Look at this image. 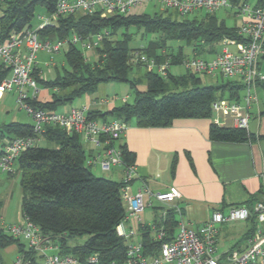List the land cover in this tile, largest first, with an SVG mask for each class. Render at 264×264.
<instances>
[{
	"label": "trees",
	"instance_id": "obj_1",
	"mask_svg": "<svg viewBox=\"0 0 264 264\" xmlns=\"http://www.w3.org/2000/svg\"><path fill=\"white\" fill-rule=\"evenodd\" d=\"M58 0H3L0 3V41L7 40L14 32L33 28L37 8L46 14L56 10ZM232 5L252 3L264 6V0H230ZM136 26L156 37L141 48H130L132 34L124 32L116 38L121 28ZM102 34L100 45L95 48L98 59L90 62L78 45L68 44L64 50L67 67L53 79H44L39 69L33 75L39 86L53 90L50 100L29 98L37 108L58 111V108L74 100L94 93L101 83L116 81L130 84L134 99L111 110H90V118L108 120V116L128 122L134 120L139 127H166L180 118H210L211 103L215 99L239 102L244 94V85L237 80L227 79L216 85H204L201 75L187 71L175 75L171 65L182 64L188 54L184 49L193 47V52L204 57L207 53H219L224 38L244 41L238 33V25H228L216 12L205 11L202 16H180L175 11L164 9L155 13L77 12L60 15L52 24L39 30L41 40L64 39L77 34L82 38ZM171 40L181 41L177 47ZM136 53L154 57L158 64L168 61L166 75L156 69L145 68L146 90L138 89V78H131L135 67H144L136 61ZM214 54V55H215ZM264 56L259 61L262 69ZM9 70L0 71V82ZM162 94V95H161ZM161 95V97H159ZM34 135L33 124L12 121L0 127V144L6 138ZM58 144L57 148L36 145L22 152L17 160L22 189L21 211L37 224L43 234L58 243L61 253L77 256L83 264L86 257L99 254L95 264L123 262L127 257V245L119 234L118 227L126 216V206L121 197L122 181L97 176L87 165V153L77 133H69L61 127H47L42 135ZM209 138L216 141L245 142L255 136L244 128L219 125L209 127ZM123 159L134 164V153L126 144L119 145ZM176 165V157L172 167ZM13 174H9L11 176ZM264 198V189L242 204L250 208ZM1 207V204H0ZM255 215L246 222L251 227L245 234V241L256 229ZM179 220L173 209H168L164 219L156 223L167 232L163 240H155L149 227L142 233V243L149 253L158 252L162 242L173 239ZM249 224V223H248ZM85 237L84 241L78 238ZM16 245L19 254H24L30 264H39L36 251L27 243L0 228V253ZM246 246V245H245ZM236 243L232 250L245 248ZM1 259V256H0Z\"/></svg>",
	"mask_w": 264,
	"mask_h": 264
},
{
	"label": "built area",
	"instance_id": "obj_2",
	"mask_svg": "<svg viewBox=\"0 0 264 264\" xmlns=\"http://www.w3.org/2000/svg\"><path fill=\"white\" fill-rule=\"evenodd\" d=\"M151 1L157 2L161 9L173 10L180 16H188L200 10L216 12L222 7L241 9L237 13H242L244 18L238 25V33L245 37L244 41L224 38L219 53L209 58L195 53L188 54L182 64L194 74L221 75L243 84L245 89L241 101L215 99L211 103L212 119L219 125L249 130L252 106L259 103L258 87L264 81V74L259 69V61L264 56V6L252 3L234 6L230 0H58L55 12L39 16L40 21L35 27L14 32L7 40L0 41V58L9 70L0 82V98L6 91H17V102L32 116L34 131V135L6 138L1 142L0 170L3 173L16 172L18 157L38 145L47 127H61L69 133L79 134L94 146L97 152L87 156V165H97L103 171H110L113 167L123 169L121 197L126 206L125 219L134 217L141 220L148 204L147 195L165 204L175 202L181 196L176 187L154 192L146 183L138 191H132V183L137 175L136 166L124 161L122 151L116 144L124 135L127 127L125 122L117 118L101 121L90 118L87 105L76 106L68 111H52L34 107L28 101L29 98H38L40 92L33 75L39 63V51H45L51 56L68 44L78 43L85 49H95L103 36L99 33L82 38L73 34L64 39L41 40L39 30L52 24L60 15L77 12H101L102 15L125 13ZM136 59L149 70L156 69L161 75L167 73L168 61L158 64L154 57L140 53H136ZM261 179L264 189V173ZM254 215L258 226L247 240L245 248L232 250L229 252V260H222V253H218L219 225L233 220L246 221ZM0 228L7 234L23 239L30 249L37 252L41 259H38L39 264H83L77 256L61 253L60 245L43 234L29 217L23 216L20 223H8L0 213ZM152 229L155 231V240H163L167 235L163 226L153 225ZM119 234L127 245V257L123 262L112 264H264V198L255 202L253 208L234 205L227 212L215 211L198 228L180 220L173 239L162 242L155 253L146 251L142 240L137 238L138 229L129 228ZM98 261L99 254L93 253L86 257L85 263L95 264ZM0 264H4L1 259ZM15 264H30V261L25 259L24 254H19Z\"/></svg>",
	"mask_w": 264,
	"mask_h": 264
},
{
	"label": "crops",
	"instance_id": "obj_3",
	"mask_svg": "<svg viewBox=\"0 0 264 264\" xmlns=\"http://www.w3.org/2000/svg\"><path fill=\"white\" fill-rule=\"evenodd\" d=\"M187 47H189L187 52L184 49L186 54L194 53L193 47ZM214 54L207 53L208 57L206 58L212 57ZM46 58L45 55L41 56V60L47 67L55 68L56 77L59 69L55 61L51 57L50 59ZM49 60L53 64H49ZM262 65L261 72L264 74V63ZM5 69L3 60L0 58V71ZM36 69H39V74L44 79H49L39 63ZM42 90L45 92V97L41 99L38 96V99L50 100L53 90L50 88ZM258 95L259 103L252 106V118L248 130L255 136L252 141L211 140L209 127L213 122L212 116L199 119L180 118L166 127H139L133 119L128 122L121 120L126 123L127 127L124 135L116 141V144L118 146L126 144L129 150L134 153L137 175L132 183V191H138L146 183L154 192L176 187L181 196L175 202L165 204L155 200L152 195H147L146 202L148 204L141 215V220L134 217L124 219L118 227V232L135 228L138 229L137 238L141 239L143 231L149 227L154 236L155 231L152 226H156V223L164 219L168 209L175 211L179 221L184 220L192 227L198 228L215 211L226 212L231 206L242 205L252 195L257 194L263 188L261 174L264 173V81L259 84ZM4 97L5 93L1 99ZM103 99L106 101H102ZM5 100L2 103H5ZM125 102H129L127 97L123 98V103L114 105V101L110 102L107 98L97 97L91 93L59 107L58 111H68L76 106L87 105L90 110L106 112ZM110 119L112 116L109 115L108 120ZM1 120L0 122H3V119ZM7 120L10 121L7 122ZM18 120L20 119L12 116L10 119L4 120V123H0V127ZM98 120L103 119L98 118ZM22 122L33 124V119L32 122ZM81 142L87 155L96 152L90 142L84 138H81ZM174 157H176V165L173 168ZM113 172L119 177L116 181H121L123 169L114 167ZM2 174L3 172L0 170V176ZM0 204V213L5 216L6 205L1 200ZM9 247L2 251H6ZM0 256L3 263L6 264L1 253ZM18 256L19 253L12 264H15Z\"/></svg>",
	"mask_w": 264,
	"mask_h": 264
},
{
	"label": "rangeland",
	"instance_id": "obj_4",
	"mask_svg": "<svg viewBox=\"0 0 264 264\" xmlns=\"http://www.w3.org/2000/svg\"><path fill=\"white\" fill-rule=\"evenodd\" d=\"M163 11L159 4L155 1L146 2L142 5H138L133 7L130 12L131 13H155ZM173 11V10H170ZM241 9L238 7H222L219 10L216 11L219 18L224 19L228 25H240L241 20H243L244 15L240 12ZM205 13V10H200L197 12H194L192 14H189L187 17L193 18L194 16H202ZM39 16H47L46 12L43 8L38 7L36 12V17L34 19V24L37 25L39 19ZM124 32H128L132 34V38L129 42L130 48H141L143 46H146L149 41L154 39L156 37V33H148L145 32L143 29H139L136 26H130L129 28H121L116 38H121ZM182 42L177 40H171L170 45L173 47H177ZM79 48L83 51L86 58L93 62L98 59V55L95 51V49H85L81 43H78ZM66 49V46L62 48V50L58 53H54L51 56L47 54L45 51H39L38 53V60H39V66H41L45 72L47 78H55L56 70L54 67H47L44 64V61L41 60V56L44 55L47 57L46 59L53 58V61H55L59 72H63V67H67V63L64 58V50ZM189 50V47L185 48V51L187 52ZM191 55V52L188 53ZM204 57H208L207 54L204 55ZM42 61V62H41ZM50 61V60H49ZM171 72L175 75L184 74L187 72L186 68L183 64H176L171 66ZM144 73H145V67H135L132 72L130 73L131 78H138V89L140 90H146L147 84L144 79ZM202 83L204 85H216L219 82L226 81L227 78L222 77L221 75L217 76H210V75H201ZM40 92H39V98L44 99L45 92L42 90V86H39ZM93 95L97 97L107 98L110 102L114 101V105H119L123 103V98L127 97L128 101L131 102L134 98V92L127 82H116V81H110L101 83L97 90L93 93ZM162 95V94H161ZM159 95V97H161ZM6 97H9V99H6ZM18 93L17 91H6L4 99L0 98V121L3 119H10L12 116H16L18 121H29L32 122V116L28 114L26 109L21 108L19 103L17 102ZM6 101L5 103H2L3 101ZM9 111V113H8ZM8 114V117H7ZM4 117V118H3ZM10 120H7V122ZM6 123V122H5ZM38 145L43 147H49V148H57L58 144H56L53 141L47 140L44 138V136H41V139L38 141ZM97 152V151H96ZM114 168V167H113ZM113 168L110 171H103L99 168V166L95 165L91 167L92 172L96 174L97 176L106 177L113 180H118L119 177L113 172ZM21 198H22V189L20 186V172L17 169L16 172L9 177V174L3 173L0 176V200L3 201L4 205H6L5 210V216L3 218L8 223H14V222H22L23 221V214L21 211ZM227 212V211H226ZM257 222V220H255ZM249 223V224H248ZM246 222L244 220H233L229 221L227 223H222L219 225V240H218V253H222V260L227 261L229 260V252L232 251L231 247H233L236 243H240L241 247H244L246 245L245 241V234L247 233L248 229L251 227L250 222ZM258 226V223H256V228ZM85 237L78 238V241H84ZM5 263L6 264H12L15 257L18 255L17 247L11 246L6 251L1 252ZM40 259V258H39ZM2 260V259H1ZM41 261V259H40Z\"/></svg>",
	"mask_w": 264,
	"mask_h": 264
}]
</instances>
